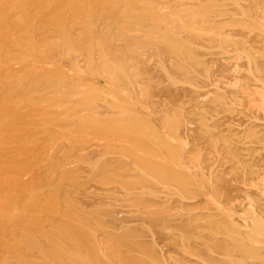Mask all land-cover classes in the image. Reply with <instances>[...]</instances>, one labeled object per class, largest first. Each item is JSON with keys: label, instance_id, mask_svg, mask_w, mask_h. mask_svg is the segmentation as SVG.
Segmentation results:
<instances>
[{"label": "rangeland", "instance_id": "obj_1", "mask_svg": "<svg viewBox=\"0 0 264 264\" xmlns=\"http://www.w3.org/2000/svg\"><path fill=\"white\" fill-rule=\"evenodd\" d=\"M161 5L170 15L158 11ZM239 10V15L230 13L234 0H109L106 4L88 0L77 15L65 16L81 24L52 27L61 30L52 42L67 40L72 54L65 57L63 53L47 52L41 56L38 65L47 64L62 72L59 77L65 81L58 85L50 77L54 87L47 86L49 89L42 91L46 95L35 100V105L43 108L45 123H58L60 130L52 131L66 144L51 139L37 147V154L51 155L37 173L44 179L29 182L24 194L13 197L16 200L10 203L12 209L15 201L31 203L38 197L35 194L45 191L57 201H65L67 217L73 213L85 226L7 227V222L1 223L0 264H170L157 243L153 230L156 221L177 234L179 249L192 263L264 264V221L235 213L218 197L212 198L201 176L184 161L191 148L176 133L177 113L170 114L173 119L162 120L142 102L151 92L172 86L193 92L180 101L182 106L201 107V98L207 93L206 97H213L209 107L219 110L216 113L225 117L223 122L235 118L233 104L226 97L213 95L216 90L209 75L211 62L231 48L227 47L231 42L223 37L225 30L248 27L255 32L248 23L250 11L243 7ZM106 13L113 15L108 17ZM178 25L188 26L191 34L206 43L181 36ZM70 27L75 29L69 35L66 32ZM230 39L233 48L248 51ZM213 40L220 42L214 44ZM80 44H86L87 49H78ZM142 54L154 58L166 79L156 86L142 81L138 92L139 88L129 89L128 78L142 62ZM84 56L92 58L90 68L80 64ZM96 56L116 57L112 70L116 78L97 67ZM31 60L28 55L27 61ZM171 61L177 63L178 71L168 69ZM200 110L194 118L208 120L204 118L208 109ZM186 116L193 118L192 112ZM69 134L80 140L73 148L67 143ZM90 142L94 144L91 156L79 159L72 172L63 173L62 167L84 152L76 149ZM238 146L224 144L221 151L228 148L234 152ZM51 161L53 164H48ZM260 167L261 161L250 164L251 169ZM0 180H4L2 176ZM113 191L129 197L135 208L145 213L142 220L121 218L127 208L111 202ZM11 193L14 190L0 195L2 208L9 203ZM242 217L250 222L244 224Z\"/></svg>", "mask_w": 264, "mask_h": 264}, {"label": "bare ground", "instance_id": "obj_2", "mask_svg": "<svg viewBox=\"0 0 264 264\" xmlns=\"http://www.w3.org/2000/svg\"><path fill=\"white\" fill-rule=\"evenodd\" d=\"M86 1L88 0H0V176L4 179L0 180V195L3 191L14 190V193L8 194L7 206L2 208V204L0 205V224L7 222V227L85 226L73 213L67 217L65 201V204L57 201L55 196L46 195L45 191L35 194L38 197L31 203L27 200L20 203L15 201L16 206L13 209L10 201L13 197L24 194L29 182L44 179L38 177L37 173L51 155L37 154V147L44 146L51 139H59L62 145L66 144L52 131L60 130L57 128L58 123H45L42 117L43 108L35 105V100H42L46 95L42 91L49 89L47 86L54 87V83L49 81L50 77L60 85L65 81L59 77L63 73L47 64L38 65V61L47 52L71 56V46L69 47L67 40L63 38L62 42H52L61 31H54L52 27L64 29L67 25L76 27L81 24L80 21L65 16L77 15L76 11H81ZM97 1L106 4L109 0ZM241 7L250 11L248 23L253 26L255 32L251 33L248 27L225 30L223 37L231 42L227 45L231 48L218 60L211 62L213 70L209 75L211 85L216 90L212 92L213 95L226 97L227 101L233 104L232 108H236L237 113L235 118L232 116L225 119L227 122H223L225 117L221 118V115L216 113L219 110L209 107L208 103L213 97H206L207 93L201 98V107L182 106L180 101L193 95V92L172 86H164L151 92L142 102L162 120L173 119L175 117L170 114L177 113L179 128L176 133L191 148L190 153L184 156V161L201 176L212 198L218 197L223 206L234 210L235 213L254 215L264 221V0H234V11L230 13L239 15ZM158 11L170 15L165 6H159ZM105 15L110 17L113 14ZM73 27L66 33L72 34L75 29ZM176 28L181 36L195 39L200 44L206 43L191 34L188 26L178 25ZM230 38L248 51L240 47L233 48ZM219 42L213 40L214 44ZM78 49L85 50L87 45L80 44ZM28 55L32 57L31 61H27ZM142 55V62L130 71L128 78L129 89L135 91L139 88L138 92H141L142 81L156 86L166 79L164 71L154 58L150 54ZM115 58L95 57L97 67L102 72L110 71V78H116L112 72L115 69ZM91 61V57L80 58V64L89 68L92 66ZM168 65L172 72L178 71L176 62L171 61ZM200 108L208 109L204 112V118L211 119V122L194 118L202 112ZM82 111L84 109L79 110ZM189 112L193 114L192 119L186 116ZM243 135H252L253 138L243 140L240 138ZM77 141L80 140L76 139V135L67 136L70 148H73ZM237 143L239 146L234 147V152H230L228 148L224 152L221 151V145L235 146ZM259 144L261 145L257 146ZM93 145L90 142L76 149V152H84L80 153L77 159L65 164L62 172H72L79 159L89 158ZM258 161H261V170L251 169L250 164ZM48 164H53V161ZM97 196L101 199L104 197L100 193ZM40 199L45 202L39 203ZM109 199L113 204L127 208L122 211L121 218L142 220L145 213L136 209V205L123 192L113 191ZM241 222L248 224L250 220L242 217ZM153 230L157 233L160 252L168 263L197 264L186 259L185 253L179 249L181 244L178 243L177 234H171L170 228L162 221H156Z\"/></svg>", "mask_w": 264, "mask_h": 264}]
</instances>
